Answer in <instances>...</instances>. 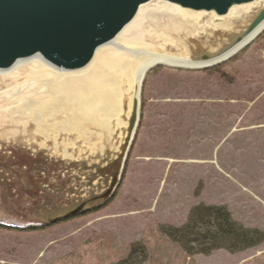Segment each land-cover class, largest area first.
Returning a JSON list of instances; mask_svg holds the SVG:
<instances>
[{"label": "rangeland", "instance_id": "obj_1", "mask_svg": "<svg viewBox=\"0 0 264 264\" xmlns=\"http://www.w3.org/2000/svg\"><path fill=\"white\" fill-rule=\"evenodd\" d=\"M263 33L217 70L147 73L120 178L126 131L1 127L0 264H264V242L189 256L162 233L200 205L264 233Z\"/></svg>", "mask_w": 264, "mask_h": 264}, {"label": "water", "instance_id": "obj_2", "mask_svg": "<svg viewBox=\"0 0 264 264\" xmlns=\"http://www.w3.org/2000/svg\"><path fill=\"white\" fill-rule=\"evenodd\" d=\"M134 22L139 28L133 30ZM263 24L264 0H0V72L36 57L76 72L98 49L123 47L120 38L139 42L150 57L203 71L237 56L260 37L264 29L236 50ZM153 66L133 103L119 178L138 127L144 78L164 67Z\"/></svg>", "mask_w": 264, "mask_h": 264}, {"label": "bare ground", "instance_id": "obj_3", "mask_svg": "<svg viewBox=\"0 0 264 264\" xmlns=\"http://www.w3.org/2000/svg\"><path fill=\"white\" fill-rule=\"evenodd\" d=\"M137 28L139 22H134L131 29ZM263 29L264 24L236 50ZM119 43L123 47L112 43L98 49L91 62L76 72L58 71L38 57L0 72V84L9 82L0 90V128L22 124L25 129L29 120L35 134L44 136L45 141H55L59 132L81 136L85 126L108 136L127 132L145 73L156 64L183 70L189 67L143 54L137 41L120 38Z\"/></svg>", "mask_w": 264, "mask_h": 264}, {"label": "trees", "instance_id": "obj_4", "mask_svg": "<svg viewBox=\"0 0 264 264\" xmlns=\"http://www.w3.org/2000/svg\"><path fill=\"white\" fill-rule=\"evenodd\" d=\"M0 227L13 229L3 224ZM162 233L189 256H207L216 250L242 252L264 242V233L238 225L225 208L204 205L193 208L182 226L163 228ZM131 258L118 264H129Z\"/></svg>", "mask_w": 264, "mask_h": 264}]
</instances>
